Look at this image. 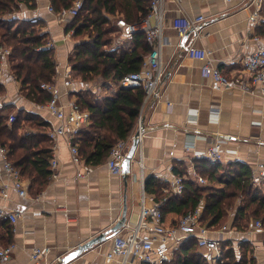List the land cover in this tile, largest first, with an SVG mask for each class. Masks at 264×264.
Listing matches in <instances>:
<instances>
[{"label": "crops", "instance_id": "crops-1", "mask_svg": "<svg viewBox=\"0 0 264 264\" xmlns=\"http://www.w3.org/2000/svg\"><path fill=\"white\" fill-rule=\"evenodd\" d=\"M250 1L180 0L176 3L169 0L164 3L163 76L155 92L142 104L143 130L138 152L130 162L129 175L124 178L122 174L111 173L108 158L98 164H88L83 159L74 163L63 138H58L59 177H48L44 188L36 195L29 192L28 196L20 197L10 188L5 198L0 197V205L21 214L12 226L14 249L6 264H121L118 256L106 258L113 236L97 242L66 263L60 259L112 227L122 218L124 209L125 221L116 234L128 232L138 219L142 189L146 203H150L152 197L161 204L163 199H157L144 189V180L148 176L156 177L163 184L160 188L163 195L169 191L168 180L175 174L174 165L183 170L184 180H196L198 174L206 178L205 183L199 184L223 188L222 182L208 180L206 170L198 161L203 159H195L192 155L193 151L204 150L217 138L223 149L218 163L240 162L251 173L252 167L264 158V99L254 86L241 88L242 82L247 84L249 74L240 59L245 52L264 48V18L257 22L248 19L253 9ZM34 2V8L21 3L17 15L37 19L41 30L47 32V41L53 42V84L60 93V100L76 99L78 93L85 91L99 97L111 95L119 86L118 82H102L100 78L85 81L71 70L68 57L76 44L73 29L69 28L71 20H57L54 12L47 9L50 0ZM197 14L204 15V21L189 30L181 45L182 37L172 26V19L179 15ZM117 30L120 31L118 27ZM189 43L205 48L212 65L233 82L232 86L218 88L213 79L202 76V60L184 65L181 59L184 46ZM110 47L132 49L131 36L121 33V39L111 42ZM7 103L13 105L16 112L23 108L35 113L36 102L22 95L18 83L12 81L3 83L0 93V106ZM39 115L48 124L54 122L47 113ZM137 126L138 122L130 135ZM28 131H34V128L25 125L20 129L21 133ZM188 142L191 151L185 150ZM82 167L87 172L80 177L78 172ZM24 180L28 185L29 181ZM262 188L264 190V184ZM199 203L203 207V199ZM234 212L235 209L228 212L222 222L235 230L234 239L223 234L222 241L229 242L224 249L230 245L237 254L240 247L247 246L252 253L253 264H264V227L254 228V218L250 217L249 223L238 229L233 225ZM178 217L173 211L164 213L167 224H173ZM211 235L216 237L217 234L213 232ZM36 247L46 248L47 252L32 261L30 252Z\"/></svg>", "mask_w": 264, "mask_h": 264}, {"label": "trees", "instance_id": "trees-1", "mask_svg": "<svg viewBox=\"0 0 264 264\" xmlns=\"http://www.w3.org/2000/svg\"><path fill=\"white\" fill-rule=\"evenodd\" d=\"M72 0H50L55 11L67 8ZM35 7L34 0H0V44L10 47L11 69L19 85V91L27 99L36 103L46 102L51 93L40 86L53 83L55 59L52 46H47V32L42 31L37 19L18 17L20 4ZM149 11V0H83V5L71 21L75 37L84 32L90 40H78L73 53L68 57L71 70L82 80L100 78L102 82H119L120 78L140 68L150 46L142 32L131 34L133 48H111L109 34L117 27L118 18L127 23L142 20ZM118 16L113 21L110 15ZM3 85L0 83V93ZM142 87L118 86L111 95L96 96L89 91L78 93L75 99L89 111V123L79 130L77 140L82 159L88 164L101 163L108 158L109 150L118 139H126L136 126L143 104ZM10 103L0 106V142L6 146L9 159L17 167L24 179L29 181L28 192L38 194L50 175L48 161L51 157L49 125L39 114L17 112ZM14 113L13 122L8 116ZM29 125L34 131L21 133L20 129ZM206 170L210 181H219L223 188H213L199 184L196 180H184V191L163 195V184L154 177L144 180V189L163 199L160 204L163 214L173 211L179 217L193 210L203 199L200 221L207 225L220 226L228 212H234V223L243 229L249 218L260 219L264 227V190L262 186L251 184L249 168L240 162L221 165L218 162L198 160ZM173 172L182 175L183 170L176 165ZM204 177V176H203ZM205 178V177H204ZM206 179V178H205ZM7 220L0 218V246L12 243L13 229ZM224 260L217 264H253L250 248L242 246L236 254L228 240L220 242ZM165 264H209L197 252L195 240L189 237L182 241Z\"/></svg>", "mask_w": 264, "mask_h": 264}, {"label": "built area", "instance_id": "built-area-1", "mask_svg": "<svg viewBox=\"0 0 264 264\" xmlns=\"http://www.w3.org/2000/svg\"><path fill=\"white\" fill-rule=\"evenodd\" d=\"M167 1L169 0H149V11L140 21L127 23L121 18L116 21V25L122 34L131 36L132 33L142 32L150 46V50L144 56L140 68L123 75L118 82L122 87H142L144 90L143 103L155 92L163 76L164 68L161 61V47L164 40L162 28L165 14L164 3ZM170 1L180 2V0ZM250 2L253 4V9L248 19L251 22H257L260 18H264V0H251ZM82 5L83 0H72L71 5L67 8L55 11L52 5L48 4L47 9L54 12L57 20L65 22L78 14ZM202 21H204V15L202 14L193 16L179 15L172 19L171 24L182 37L185 32ZM46 44L47 46H52L53 42L47 41ZM10 52L9 46L0 44V83L2 85L7 81L17 83L11 69ZM193 60L203 61L201 75L213 79L218 88L232 86L233 82L219 68L212 65L209 52L205 48L189 43L184 46L181 61L184 65H190ZM240 60L243 68L249 74L247 84L242 82L241 88L248 89V87L254 86L264 99V48L258 47L252 51L245 52ZM40 86L48 90L51 96L44 103H35L34 112L37 114L47 113L54 119V122L47 127V134L51 142V157L48 161V168L50 170L49 177L57 179L60 165L56 155L58 138H63L69 149L72 161L74 163L82 162L77 137L79 130L89 123L90 114L75 99L62 102L60 93L53 83L43 82ZM140 117L139 114L136 130H139ZM14 119V113H10L8 122H13ZM133 135L134 133L126 139H118L110 148L107 163L111 173L121 174V164L127 154ZM138 140L135 153L138 152L141 140L140 130ZM191 149V144L188 142L185 145V150L191 151ZM192 155L195 159H203L209 162L221 161L223 149L220 139L213 140L202 151H193ZM86 172L87 169L82 167L81 171L78 172V176L81 177ZM196 180L199 183H205V178L201 175L196 174ZM250 181L255 186L264 184V158L252 167ZM10 188H13L20 197L29 195L26 181L19 169L9 159L6 146L0 142V197L5 198ZM184 188L183 175L172 174L168 180V190L173 194L179 195L184 191ZM145 198L146 196L142 189L137 222L124 235H113L111 249L106 253L107 259L118 256L121 264L127 261H134L136 264H165L172 258L174 251L182 241L193 237L195 247L207 263L217 264L224 260L223 247L220 242L224 233L228 234L232 239L235 238V230L233 228L225 224L217 228L214 225L202 223L200 221L202 210L200 203L193 210L178 217L173 224H167L160 203L155 202L152 197H150V203H146ZM20 215L17 210L0 205V218L7 220L12 226L17 223ZM253 226L256 229L262 228L261 220H254ZM213 232L217 234L216 237L211 235ZM13 249V243L0 246V264H6L9 261ZM46 252V248H33L30 252V260L36 261Z\"/></svg>", "mask_w": 264, "mask_h": 264}, {"label": "water", "instance_id": "water-1", "mask_svg": "<svg viewBox=\"0 0 264 264\" xmlns=\"http://www.w3.org/2000/svg\"><path fill=\"white\" fill-rule=\"evenodd\" d=\"M189 33H190V31H187V32H185L183 34V36L181 38V45L184 44V42L187 39ZM139 130H140V132H142V130H143L142 117H140V120H139ZM139 130H136L134 132V135H133L131 144L129 146V149L127 151V154H126V156H125V158H124V160L122 161V164H121V174L123 175L124 178H126L129 175V173H130V162H131V160L133 159V157L135 155L136 148H137V145H138ZM124 221H125V209H124L122 218L120 220H118L112 227H110L105 232H103V233H101V234L89 239L88 241L84 242L83 244L78 245L74 250H72L71 252H68L65 256H63L60 259V262L66 263L69 260H71L72 258H74L75 256L79 255L84 250L92 247L97 242L106 240L108 237L115 235L117 230L119 229L120 225L123 224Z\"/></svg>", "mask_w": 264, "mask_h": 264}, {"label": "rangeland", "instance_id": "rangeland-1", "mask_svg": "<svg viewBox=\"0 0 264 264\" xmlns=\"http://www.w3.org/2000/svg\"><path fill=\"white\" fill-rule=\"evenodd\" d=\"M118 16V14L116 15H111V19L114 21V19ZM109 36L111 37V42L113 41H117L118 39H121V32L119 30H117V28L112 31ZM75 41L77 42L78 40H90L91 41V36H89L88 32H84L82 37H75L74 36Z\"/></svg>", "mask_w": 264, "mask_h": 264}]
</instances>
